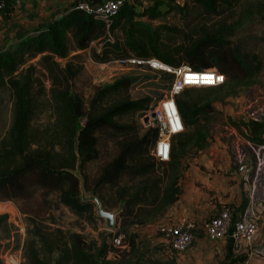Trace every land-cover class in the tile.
I'll use <instances>...</instances> for the list:
<instances>
[{
  "label": "trees",
  "instance_id": "trees-1",
  "mask_svg": "<svg viewBox=\"0 0 264 264\" xmlns=\"http://www.w3.org/2000/svg\"><path fill=\"white\" fill-rule=\"evenodd\" d=\"M79 1L74 0L49 22H40L34 33L18 31L14 41L8 42L5 48L0 47V85H7L14 98L11 126L0 139V200L18 201L28 215L30 236L25 244L27 261L23 264H120L109 257L113 245L105 241L92 243L81 231L53 225L56 202L68 206L84 219L96 218L95 202L83 198L81 178L85 189L90 188L85 167L100 156L101 130L108 128L116 134L118 153L102 166L93 193L104 201V188L116 187L122 203L120 231L127 232L121 244L131 248L136 246L137 232L129 233V227L154 217L179 197L182 157L178 148L182 153L202 130L204 138L209 135V124L200 119L210 118L211 101L193 98L189 93L192 88L184 87L175 98L187 130L178 133L179 143L173 142L170 159H158L153 152L159 136L157 126L140 123L132 127L118 120L129 113H147L154 106V96H132L129 90L137 77L128 74L109 84L97 85L86 101L71 87V82L83 69L76 56L70 57L73 50L86 49L93 40L103 37V44L92 50L100 62L136 55L157 57L174 68L186 64L195 71L216 68L225 74V81L210 87L235 88L252 83L255 69L262 67L256 53V65L242 56L227 35L232 34V30L225 27L220 31L190 33L165 53L159 42L162 30L167 28L165 25L152 27L143 19L160 17L164 0H155L141 10H137L131 0H125L111 15L110 22L105 16L79 8ZM174 2L169 0V7L186 15H190L195 4L206 16H215L234 9L238 0ZM12 11V0H0V16L4 21L11 18ZM119 29L121 36H116ZM112 34L115 38H111ZM37 56L40 57L33 61ZM38 68L47 70L52 81V119L43 125L34 124L41 104L37 93L42 94L36 87V83L41 82L36 75ZM162 73L169 79V88L176 73L169 70ZM251 122L256 120L251 119ZM251 137L256 141V136ZM125 179L135 181L124 182ZM144 211L146 214L142 216ZM50 216L52 220L47 222ZM7 220L8 214L0 213V228ZM0 264H3L1 258Z\"/></svg>",
  "mask_w": 264,
  "mask_h": 264
},
{
  "label": "rangeland",
  "instance_id": "rangeland-1",
  "mask_svg": "<svg viewBox=\"0 0 264 264\" xmlns=\"http://www.w3.org/2000/svg\"><path fill=\"white\" fill-rule=\"evenodd\" d=\"M164 1L165 3L160 5L162 10L160 17L149 19L145 16L143 19L148 20L152 27L165 25L167 28L162 30L159 42L165 53H167V50L174 43L176 44L182 41L190 33L202 34L205 31H220L225 27L228 31L232 30V34L227 35L233 40L238 51L245 59L254 63V54L256 53L257 58L262 62L260 70H256L254 67L256 72L255 77L253 82L249 84L240 85L235 88H231L229 85L224 87H210L206 85L188 84L185 86L192 88L189 92L190 96L203 101H211L213 107L208 112L210 115L208 120L204 118L200 119L201 122L209 124V135L204 138V130H202L194 140L190 141L191 143L184 147L182 153L180 148H178V152L182 157L180 161L179 186L183 189L185 184L182 167L187 168L191 165L193 157L199 154V151L204 148H209L212 144L218 143L219 141L225 143L229 150L237 151V145L241 143L239 142L237 144L235 134L230 131L232 126L230 125L232 123L230 115L223 109L218 108L221 104L231 103L233 110L236 111V113H232V116H234L235 120L240 121V123L245 122L243 118L244 113L241 111L242 104L246 108L245 114L248 116L249 122H251V119H254L252 116H255V118H257L256 116H264V111H262L264 106V0H238L234 9L215 16H206L199 10L198 5L192 4V2L190 4L195 7L190 15H186L180 10L170 8L169 0ZM186 1L175 0L174 3L183 4ZM131 2L137 10H141L144 5L152 4L155 0H131ZM225 32L227 33V31ZM118 34L121 36V29L117 30L116 36ZM111 38H115V34H112ZM0 40H2L1 37ZM103 40V37H99L93 40L88 48L77 52H73V50L71 52L70 57L76 56V60L83 64L81 73L71 82V87L74 92H79L88 101L97 85H106L120 76L130 74L137 77V81L129 90L132 96L152 94L155 105L168 94L167 85L169 79L162 75V71L165 70L163 68L149 69L148 65L121 66L114 63L104 64L97 60L92 50L95 47H100L103 44ZM39 57L37 56L32 60L35 61ZM62 61L64 62L65 59H62ZM185 66L189 65L186 64ZM36 75L41 79V82L36 83V87L42 90V94L37 93L38 100L41 104L35 115L34 124L43 125L52 119V93L50 89L52 81L47 70L44 71L38 68ZM13 106L14 98L11 89L7 85H0V139L7 134L11 126ZM252 108H255V113L254 110L250 111ZM84 120L85 118H82V121ZM118 120L123 123H129L132 127L140 125V123H145L143 115L140 112L125 114L118 117ZM185 130L187 129L185 128ZM243 135L245 138L247 137L245 132H243ZM178 136L179 134H176L172 142L178 144ZM186 137L187 135L182 138ZM117 140L116 134L108 128L99 132L100 156L88 162L85 167V172L88 175L86 180L90 185V188L86 187L85 189L87 195L94 192L93 187L104 163L118 153ZM249 144L245 141L243 144L241 143V148L248 150L250 148ZM242 158H245V154L242 155ZM127 181L131 183L135 180L125 179L124 182ZM251 191L249 195L247 194L249 203L252 202ZM103 194L105 195V200L102 201L104 208L116 211L117 221L114 227H108L106 218L97 213V206H95L96 218L88 220L76 215L68 206L59 202L55 203L53 209L55 216L53 225H61L64 228L81 231L85 234L89 242L100 244L105 241L107 244L113 245L109 257L116 260L117 263L143 264L141 261L152 260V253H147L148 248L153 245L156 246L158 241L161 240L159 236L162 234L159 233L157 226L158 223L167 221V219L164 221H159V219L167 212L168 205L154 217L145 221H139L129 227V233L132 230L137 232L136 246L135 248H131L127 244L115 242L113 238L119 233L123 234V238H125L127 234L125 231H120L122 229L120 225L122 203L117 195L116 187L106 186ZM4 212L8 214V220L0 228V258L3 264H23L27 261L25 257V244L30 236L28 232V215L22 210L20 203L13 199L0 200V213ZM144 214H146L145 211L141 212L142 216ZM50 220H52L51 216L46 221L49 222ZM113 242L116 244H113ZM142 248L146 251L142 252ZM128 250L130 251L125 252Z\"/></svg>",
  "mask_w": 264,
  "mask_h": 264
},
{
  "label": "crops",
  "instance_id": "crops-1",
  "mask_svg": "<svg viewBox=\"0 0 264 264\" xmlns=\"http://www.w3.org/2000/svg\"><path fill=\"white\" fill-rule=\"evenodd\" d=\"M73 1L12 0L11 18L4 21L0 16V47L5 48L8 42L14 41L18 31L28 30L34 33L40 22H49L55 15L64 12ZM8 24L10 25L7 26ZM218 108L230 115V131L235 134L237 144L246 141L250 143V148L242 149L239 143L237 151H233L219 141L199 151L193 157L191 165L182 167L185 185L178 199L168 205L167 212L159 221H172L185 216L201 223L216 214L225 204L231 206L232 218L235 220L254 208L259 212V229L255 238L251 243H237L230 235L212 239L199 226L188 247L184 251H176L160 235L161 240L156 246L148 248L147 253H152L153 259L141 261L143 264H264L263 259L251 252L252 247L264 239V141H257L259 138L264 139V116L255 118L251 115L256 122H249L245 114L246 108L242 104L245 122L240 123L232 116L236 111L231 103L221 104ZM253 110L255 113V108L250 109ZM243 132L246 133V138ZM251 136H256V141ZM243 154L245 158H242ZM242 165L250 169L247 179H244L246 172L240 169ZM250 191L251 203L247 196ZM142 249V252L146 251Z\"/></svg>",
  "mask_w": 264,
  "mask_h": 264
},
{
  "label": "built area",
  "instance_id": "built-area-1",
  "mask_svg": "<svg viewBox=\"0 0 264 264\" xmlns=\"http://www.w3.org/2000/svg\"><path fill=\"white\" fill-rule=\"evenodd\" d=\"M124 2L125 0H102L98 2L80 0L78 2V7L96 16H105L107 21L110 22L112 19L111 15L117 12ZM103 63H114L121 66L148 65L149 68L152 69L163 68L176 73L174 81L168 88V94L143 115L145 125H155L159 130V136L153 149L154 154L160 160H169L172 152L173 137L186 128L185 122L178 109L175 95L186 85L193 84L185 82L184 77V74L186 75V70H192L191 67L184 65L183 67L174 68L156 57L145 58L136 55L118 57ZM210 69L214 71L212 82L194 83L193 85L216 86L225 81V74L223 72L216 68ZM240 169L246 172L244 179H247V173L250 170L249 167L242 165ZM247 211L242 214L241 217L233 220L232 208L229 204H225L216 214L206 218L201 223L182 216L172 221L158 223L157 229L176 251H184L188 247L199 226L203 229L205 234L212 239L230 235L237 243H251L259 229V212L254 208H251L248 213ZM122 239L123 234L119 233L115 236L114 241L121 244ZM251 252L264 260V239L261 243L252 247Z\"/></svg>",
  "mask_w": 264,
  "mask_h": 264
},
{
  "label": "water",
  "instance_id": "water-1",
  "mask_svg": "<svg viewBox=\"0 0 264 264\" xmlns=\"http://www.w3.org/2000/svg\"><path fill=\"white\" fill-rule=\"evenodd\" d=\"M81 189H82V195L84 199L93 200L96 203L97 213L100 216H103L106 218L108 227H114L117 221L116 211L105 209L102 201L96 194L91 193L87 195L84 184H83V178H81Z\"/></svg>",
  "mask_w": 264,
  "mask_h": 264
},
{
  "label": "bare ground",
  "instance_id": "bare-ground-1",
  "mask_svg": "<svg viewBox=\"0 0 264 264\" xmlns=\"http://www.w3.org/2000/svg\"><path fill=\"white\" fill-rule=\"evenodd\" d=\"M190 76H199L197 78H191ZM214 76V71L204 70V71H195V70H186L185 82L187 83H208L212 82V77Z\"/></svg>",
  "mask_w": 264,
  "mask_h": 264
},
{
  "label": "snow or ice",
  "instance_id": "snow-or-ice-1",
  "mask_svg": "<svg viewBox=\"0 0 264 264\" xmlns=\"http://www.w3.org/2000/svg\"><path fill=\"white\" fill-rule=\"evenodd\" d=\"M221 79H222V77H221Z\"/></svg>",
  "mask_w": 264,
  "mask_h": 264
}]
</instances>
